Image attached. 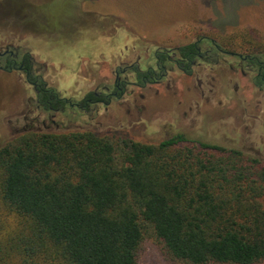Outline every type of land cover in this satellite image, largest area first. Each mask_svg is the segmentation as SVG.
<instances>
[{"label":"trees","instance_id":"1","mask_svg":"<svg viewBox=\"0 0 264 264\" xmlns=\"http://www.w3.org/2000/svg\"><path fill=\"white\" fill-rule=\"evenodd\" d=\"M197 46L177 47L186 72ZM39 100L78 115L53 87ZM89 125L0 146V264H137L148 233L187 264L264 259L259 159L180 132L148 143Z\"/></svg>","mask_w":264,"mask_h":264},{"label":"rangeland","instance_id":"2","mask_svg":"<svg viewBox=\"0 0 264 264\" xmlns=\"http://www.w3.org/2000/svg\"><path fill=\"white\" fill-rule=\"evenodd\" d=\"M203 36L237 53L264 54V0H0V48L30 52L47 84L72 99L112 87L118 66L144 69L154 64L155 49H174ZM207 47L203 41L202 50ZM215 54L217 63L200 62L191 75L166 61L159 82L128 86L111 99L109 112L98 107L105 115L74 120L58 114L56 120L61 128L97 124L114 138L127 134L148 143L180 132L264 164V90L253 84V71L243 75L228 68L237 65L235 57L210 52ZM19 78L0 71V146L14 134L9 120L17 102L30 93L21 91ZM137 264L187 263L171 259L148 233Z\"/></svg>","mask_w":264,"mask_h":264},{"label":"flooded vegetation","instance_id":"3","mask_svg":"<svg viewBox=\"0 0 264 264\" xmlns=\"http://www.w3.org/2000/svg\"><path fill=\"white\" fill-rule=\"evenodd\" d=\"M205 41L208 47L205 50H202L201 43ZM192 43H197L196 58L191 61L190 68L191 71L186 72L182 68L183 60L182 56L178 52L177 47L174 49H155L154 53L151 55L152 61L154 64H143L144 69L137 64L118 66L114 71V82L113 86H103L102 90H92L93 98L87 97V92L85 95L81 96L80 99H72L69 96L61 95L59 90L54 88L51 85H48L42 71L38 68H35V65L38 64L35 62L31 53L24 51L20 53L19 49L11 48L10 45H7L4 48H0V71L10 74L11 72H16L18 78L23 76V80L18 79V84L21 86L22 92L30 93L25 96L21 95L19 101L17 102L18 106L14 110L13 117L10 118L11 121V130L14 132V135H17L23 131H56L63 129L61 128V120L57 121L56 116L58 114L67 115L64 112V108L55 107L51 108L50 106L45 108L39 100V96L42 91L53 87L57 90L59 97L63 98L67 103V106L73 109L72 119H76L82 114L91 113L89 119H91L93 113L95 115L106 114V112H99L98 107L102 106V109H107L109 112V106L112 98H117V94L120 95L124 93L128 86H138L145 87L151 83H157L160 81L163 73L162 71L166 70L165 62L169 61L171 67H176L187 75H191L193 72V66L200 64V62L205 63H217L219 58L211 56L210 52L215 50L217 53L223 55H228L235 57L237 59V65L234 66L230 64L228 68L230 70H238L243 75L248 71H253V84L257 86L259 90H264V54L261 51H256L252 53L241 54L231 50L222 48L214 39L207 36L198 38ZM145 72L143 76V83H140L136 77V71ZM248 70V71H247ZM157 71H160L157 72ZM132 73L134 75V80L128 78V74ZM117 96V97H116ZM140 98H143V96ZM113 115V114H112ZM14 119V120H13Z\"/></svg>","mask_w":264,"mask_h":264}]
</instances>
